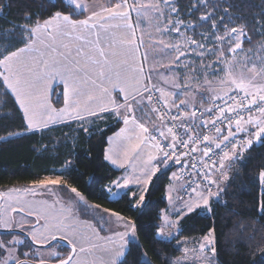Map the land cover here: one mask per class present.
Returning <instances> with one entry per match:
<instances>
[{
    "label": "trees",
    "instance_id": "1",
    "mask_svg": "<svg viewBox=\"0 0 264 264\" xmlns=\"http://www.w3.org/2000/svg\"><path fill=\"white\" fill-rule=\"evenodd\" d=\"M180 13L187 15L195 0H175ZM199 15L213 12L243 28L245 51L255 50L264 41V0H205ZM57 10L73 19H83L82 13L72 12L65 0H0V52L12 51L26 44L25 26L42 23ZM186 17V16H185ZM196 20V18L194 19ZM15 33V35H11ZM251 38L250 40L248 38ZM57 87L53 94L54 106H63ZM65 123L37 131H27L23 113L0 76V194L19 189L47 177H60L68 187H75L90 205L76 207L77 218L99 229L98 208L129 218L134 222L138 242H130L125 257L117 264H142L143 253L153 264H173L181 252L176 242L182 238L205 236L214 231L216 253L220 264H261L264 258V193L261 192L259 171L264 168V144H253L239 156L238 164L227 170L230 176L219 200L211 205L213 212H195L181 221L179 237L168 241L158 237L163 212L168 207L166 192L173 169L158 174L146 195L141 210L132 191L112 200L107 187L121 172L106 161L109 138L122 122H99V117ZM84 129H87L85 131ZM264 141V139L262 140ZM99 214V211L97 212ZM104 233V232H103ZM13 234H0V243L8 244ZM18 247V256L35 249L27 239ZM64 254L69 249L61 246ZM6 251L0 248V261Z\"/></svg>",
    "mask_w": 264,
    "mask_h": 264
},
{
    "label": "snow or ice",
    "instance_id": "2",
    "mask_svg": "<svg viewBox=\"0 0 264 264\" xmlns=\"http://www.w3.org/2000/svg\"><path fill=\"white\" fill-rule=\"evenodd\" d=\"M167 3L168 0H165ZM68 5L71 7L72 12L75 13L76 10H79L82 14L88 7V5L83 2V0H68ZM145 5L140 4H128V0H121V2L115 3L114 7H108L104 9L108 13V16L102 17L99 13H94L88 19H73L71 15H67L62 10H57L52 15L43 21V24L39 22L34 27L23 28V32L27 33V41H25L23 35L20 37V42L25 43L26 46L23 48H17V50L12 51L10 48L6 49L4 52H0V68H3L4 71L0 72V76L4 77L5 82L8 84V87L16 93L17 99L20 102V108L23 109V115L27 125V131H37L42 128L48 127L49 123H54V117H59L60 119H65L71 117L76 120H83L84 113L88 115H97V112H107L113 111L119 115V108L121 105L116 104L115 100L111 98L109 89L104 86V80H110L109 73L112 71V66L114 61L110 59L111 56H117L118 53L112 51L109 53L105 48L100 47V36L99 30L108 32L109 28H119L122 30L124 35L120 40V44L127 46L126 52L129 56L133 55L137 51L136 41H135V29L132 24L129 23L130 12L133 8L144 7ZM175 10V9H174ZM101 19H105L106 23H100ZM203 19L207 20L208 17L205 16ZM120 21V23H112V21ZM178 31V29H177ZM83 33H95L96 40L88 41L86 37L82 35ZM233 34H235L233 36ZM11 35H15L12 33ZM110 35H114L110 34ZM243 28L237 29L232 27L228 33V36L221 37L217 36V40H228L229 44H232V40H235V44L229 50L235 54L238 49L242 48L243 41L241 37L244 36ZM46 37L48 43L46 46L51 50V53H57V41L63 37H74L76 40H85L86 43H95L97 45L95 49V55L86 56V62L81 65L80 61L70 58V53H58L59 59H44V53H40V56L31 55L33 52L37 51L35 45L39 41L41 44H45V40L41 37ZM35 37V39H33ZM232 37V39H228ZM251 39L250 37L248 38ZM195 43V41H192ZM109 49L113 47L111 40L108 41ZM65 49H68L69 45H62ZM77 55H85L83 49H77ZM183 54V53H181ZM99 57L98 59L96 57ZM51 60V62H50ZM123 65L127 67L122 70L127 72L131 71L133 73L141 74L143 69L141 66L128 65L127 60L122 61ZM247 67L248 72L252 73L249 77H241L239 80L232 76L231 68L227 67L225 69V75L230 77V79H225L221 81L222 84L229 86V92H226L225 95L233 101L232 105H229L225 108H220V114L216 119L212 120V124L216 125V120L223 122L226 118V113L230 114L232 112L236 113L237 118L234 120L228 118V136L233 135L232 125L234 123L236 131H244V124H253L258 129L255 133V139L257 142L264 144V141L261 140L262 135H264V121L260 119H252L249 116L245 119V116L242 115V111L247 110L251 112L253 109L258 110L261 116H264V84L254 83L255 78L261 74H264V67H261L260 70H257V66L253 64L251 67ZM117 68L120 65H116ZM92 73V74H90ZM117 77L120 76V72L115 73ZM59 78L63 85L64 91L61 93V98L64 100L65 107L57 111L51 106L48 102V82L52 79ZM255 88V91H250V89ZM121 92L126 93V88L124 86L120 87ZM235 92L237 94H242L239 99L236 96H232L231 93ZM107 95V101H103V97ZM163 95V93H162ZM128 94L124 96V100H128ZM135 99V96L132 97ZM217 99H223V97L217 96ZM149 97V101H150ZM98 102L93 106L92 102ZM183 103V101H181ZM227 103V101H226ZM219 107V106H217ZM132 109L129 107L128 111ZM153 111H158V109H153ZM211 112L212 109H207ZM195 116V112L192 113ZM160 119H163V116H160ZM173 120L178 119V117L173 116ZM123 123L127 126L130 123L134 125L133 131L139 129V133L136 134L135 143L132 142L131 137L128 135V128L122 129L120 133L117 134V137L114 138L115 147L110 150V154L106 156V159L110 160L113 164H117L121 156L125 159L128 158L129 154L132 152L139 153L141 150V144L147 137L143 136L144 133L148 132V129L143 124H137L135 118L132 117L131 120L128 117H123ZM207 121H205V124ZM87 131V129H84ZM217 133L221 132L219 127L215 128ZM168 134L173 137V140L176 139V134L172 132L171 128H168ZM161 136H164L165 133L161 132ZM228 136L223 137L228 139ZM208 136L202 138V142L209 141ZM193 140L187 142L181 141L184 147H188L189 143H193ZM253 141L249 139L247 141V147H251ZM157 150L162 151L159 144L153 145ZM175 144H173V148ZM217 148L220 145L217 143ZM236 145L233 144V149ZM195 151V149H191ZM210 152V149L205 148L204 155L207 156ZM165 157H168L170 153L163 152ZM149 160L153 159L149 155ZM232 156L229 152L225 151L223 153V160L220 162L219 167H224V160H231ZM239 159V157H237ZM176 162H179L177 157ZM120 167H123V163L119 164ZM213 167H216L215 162H213ZM223 175V174H222ZM207 178V177H205ZM151 179V176L144 177L141 182L147 184ZM227 179V176H225ZM259 180L264 183V168H261L259 171ZM63 181L59 179H46L40 182V187H48L49 185H59ZM117 187H126L129 181L124 180L123 184L119 181L115 182ZM212 184H217L215 180L211 181ZM219 188V185L217 184ZM70 191L79 197L80 200H83L84 197L77 188L70 187ZM112 195L116 193L111 192V189L108 190ZM196 191V189H193ZM222 191V189H221ZM199 199L194 204H189L187 211L192 212L198 208L203 209L206 213L211 216L213 208L210 202V199L213 195L217 197V200L220 199L219 193H213L211 189L208 190L207 194L198 193ZM139 200H144V195L139 196ZM52 207V206H50ZM94 207H99L95 205ZM105 212H108V209H104ZM261 212H264V207L260 209ZM60 214L63 217L59 220L56 227L60 229L64 235L62 239L66 240L68 245L71 246L72 255L68 256L67 259L60 260L59 264H80L79 261H74L73 257L76 254L78 240L80 243V252L88 253L96 248H105V245L94 243L93 240L104 241L105 239L109 243H116L112 237H101L96 228L84 222H73L70 219L71 212L70 210L60 209ZM111 215L116 216L119 220L123 221L125 218L119 216L118 213H111ZM39 219V217H38ZM82 223L83 226L89 229L88 233L81 232L77 227V224ZM5 227H8L5 224ZM125 228L131 227L133 234L135 233V225H130L125 223ZM128 235L127 232L119 233L120 246L118 249L114 250V259H112L109 264H117V259L125 255V249L127 244L124 242L125 237ZM158 235L162 238L164 237L163 229H160ZM55 235L51 236V239H55ZM166 239V238H165ZM87 244V246H85ZM215 244V238L211 235L204 237L203 242L201 243V248L207 247L213 255H215L216 249L213 246ZM4 245L0 243V248H3ZM26 255V253H25ZM53 255H57L53 253ZM142 264H152L151 260L147 259V253H143ZM14 259V258H13ZM15 264H19V261H16ZM140 264V262H138ZM261 264H264V258H262Z\"/></svg>",
    "mask_w": 264,
    "mask_h": 264
},
{
    "label": "rangeland",
    "instance_id": "3",
    "mask_svg": "<svg viewBox=\"0 0 264 264\" xmlns=\"http://www.w3.org/2000/svg\"><path fill=\"white\" fill-rule=\"evenodd\" d=\"M129 1L131 4L145 5L144 7L136 8L141 18L145 17L148 19L147 23L149 27L143 26V44L145 46L146 62L148 66H150L153 76H151L150 80L158 90H160V84L158 82L162 83L164 73L167 72V69L169 71L174 70L175 73H184L185 75L191 74L193 76L196 75V70L203 69L209 76L214 74L218 77L219 80L215 83L218 87L215 92H222L223 90L229 92V86L221 83V81L225 79H230V77L225 75V69L227 67L231 68L232 76L238 80L242 76L249 77L252 75V73L248 72L245 64H247L248 67L255 64L258 71L261 67H264V41L252 51H245L242 43V48L238 49L237 52L233 54L229 49L234 46L235 40H232V44H229L227 39L217 40L216 38L217 36H228L230 29L235 27L232 22L224 17L217 16L216 18L213 12L199 15L197 19L196 12L200 11L201 5L206 4L205 0H195L190 11L186 13V17L180 13L175 0H168L167 3L165 0ZM205 16L208 17L207 20L203 19ZM195 18L196 20H194ZM237 29L240 28L237 27ZM234 35L235 34H233V36ZM228 39H232V37H228ZM241 40L244 42L245 35L241 37ZM192 41H195V43H192ZM254 83L264 84V74L257 76ZM204 84L211 85V83L205 81ZM189 85L194 87L196 82L193 80V82L189 83L187 86ZM250 91H255V88L250 89ZM160 93L162 96V92ZM143 94L145 95L144 92ZM211 102L204 103L201 107L204 105L207 107V104ZM252 119L264 121V116H253ZM92 121L91 119H87L85 123L90 124ZM243 127L245 130L238 133L234 127L232 129L233 135L231 136H243L247 141L251 139L253 141L252 145L259 144L260 142H257L254 136V133L258 130L255 125L244 124ZM233 130H235V132H233ZM231 136H228V138ZM263 139L264 135L261 137V140ZM247 141L245 145L230 153L232 159L224 160V167L220 168L218 172H215L218 176L216 178L214 176V180L219 185V188L217 184H214L215 188L213 193L218 192L219 197L222 195L226 182L230 177L227 170L230 165L238 164L240 158L237 159V157L241 156L240 154L249 148L247 147ZM234 154L236 155L233 156ZM155 161L156 166L154 169H156V171L149 167L148 174H142L141 176L133 174L132 168L124 167L123 175L117 181L123 184L124 180L127 179L129 183L126 187H117L116 183H114L113 187L115 189L113 193H116V195L111 194V199L116 200L129 188L137 187L138 189L136 188L132 197L137 201L136 208L141 210L145 204L146 195L154 178L158 174L172 168L169 164L164 163L161 156L156 157ZM149 175L151 179L147 184L141 182L144 177ZM225 176H227V179H225ZM46 179H59L63 181V183L59 185H49L48 187H40L41 181H39L24 186L23 188L12 189L0 194L3 197L0 229L22 231L29 235L37 244L46 245L53 240L51 239L52 235H55L56 238H62L64 235V233L56 227L59 220L63 218L60 214V209L70 210V219L73 222H82L76 216V207L80 205H90L88 200L84 196L83 200L76 197V195L70 191V187H68L64 179L60 177H47L42 181ZM261 192L264 193V183L262 182ZM198 193L207 194V192L199 190L189 199H184L182 197V182L179 174L175 169L172 170L170 183L166 192L168 207L163 212L160 225V229H163L166 239L158 235L159 238L168 241L177 239L181 231V221L185 216L198 211L205 212L201 208L192 212L187 211L188 205L194 204L199 199ZM141 194L144 195L143 201L139 200ZM214 200H217L215 195L211 197L210 202L212 203ZM95 210L96 215L99 216V229L102 232L114 236H118L119 233L127 232L128 235L125 237V243H137L139 241L136 228L133 234L131 227H124L125 223L134 225L131 219L124 217L125 219L121 221L116 216L111 215L113 212H105L104 209L98 207H95ZM98 211L99 214L97 213ZM5 224H7L8 227H5ZM77 227L81 232H89V229L85 228L82 223L77 224ZM209 235L215 238L214 231H210L205 236H194L177 240L176 247L180 250L181 254L173 260V264H220L216 252L215 255H213L207 247L201 248L204 237ZM25 239L26 238L20 235H14L8 244H4L6 256L0 261V264H15L16 261L20 262L22 259L18 256V247L24 244ZM77 242L78 240L76 243ZM61 246L62 245L55 244L49 249L35 248L33 252L26 254L24 260L38 264L58 263L60 260H64ZM213 246L216 249V242ZM76 251H78V246ZM53 253L57 255L54 256ZM147 259L149 258L147 257Z\"/></svg>",
    "mask_w": 264,
    "mask_h": 264
},
{
    "label": "crops",
    "instance_id": "4",
    "mask_svg": "<svg viewBox=\"0 0 264 264\" xmlns=\"http://www.w3.org/2000/svg\"><path fill=\"white\" fill-rule=\"evenodd\" d=\"M65 1L68 4V0ZM83 2H85L88 5L87 9L83 11V14L85 15L83 19H88L94 13H99L100 16L106 18L108 16V13L104 11V9L108 7H114L115 3L121 2V0H83ZM128 4L132 5L129 0H128ZM76 11L80 13L79 10ZM99 22L106 23L107 21L105 19H101ZM147 22H148L147 18L145 17L141 18L139 16V12L137 8H133L131 10L129 23H131L133 28L135 29V41L137 46V51L131 56H129L126 52L127 46L120 44V40L124 35L121 29L109 28L107 33L104 32L102 29L99 30V36H100L99 46L105 48L107 51H109V53H111L112 51L118 53L117 56L110 55V59L114 61V64L112 66V71L109 73L110 80H104V86L109 89L111 98L115 100L116 104L121 105V107L119 108V115H117L113 111L97 112V115H88L87 113H84L83 120L99 117L98 119L99 122H104V121L122 122L121 128L108 140V146L106 148L105 158L107 155L110 154V150L115 147L114 138L117 137V134L120 133L122 129H125L127 127L128 135L131 137L132 142L135 143L136 141V134L139 133V129L137 128L135 129V131H133L134 125L131 123L126 126L123 123V117H128L130 120L132 117H134L135 122L137 124H143L148 129V132L143 134V136L147 137V139H145L141 144V150L139 153L132 152L129 154L127 159L121 156L117 164H113L110 160L106 159L109 165H111L115 170L121 172V175L107 187V190L111 189V192H113L115 189L113 187V184L123 175L124 167L132 168V173L137 176H141L142 174L146 175L148 174L149 167L154 169V167L156 166L155 159L156 157L160 156L157 149L153 147L155 143L152 139L153 133L160 128V123L158 122V119L156 118L154 112L152 111L151 105L148 103V101L145 98V95L143 94L148 84V78H151L152 76L150 66H148L146 62L145 46L143 44L144 43L143 26L148 28L149 26ZM112 23H120V21L114 20L112 21ZM40 24H43V22ZM113 33L114 35H110ZM82 35H84L86 37V40L88 41L96 40L95 33L92 34L83 33ZM33 39H35V37H33ZM41 39L45 40V44H41L38 41L37 44L35 45L37 51L33 52L31 55L39 57L40 53H44V59H50V58L59 59L60 57L58 56V53H70L71 54L70 58H74L75 60L80 61L81 65H83L86 62V56L95 55V49L97 47L95 43L89 44L86 43V41L83 39L76 40L74 39V37H63L57 41L56 44L57 53H51V50L46 46L48 43H51V41H48L47 38L43 36L41 37ZM109 40H111L113 43V47L111 49H109V44H108ZM63 44L69 45L68 49H65L62 46ZM78 48L83 49L85 55H77L76 53ZM96 58L98 59L99 57L97 56ZM124 60H127L128 65L141 66L143 69L142 75L133 73L130 70L127 72L123 71L122 69L127 67V65L122 64V61ZM116 65H120V67L117 68ZM3 71L4 69L0 68V72ZM117 71L120 72L119 77L115 75ZM1 77L5 86L7 87V89L15 99L16 103L20 107V102L17 99L16 93H14L12 89L8 87V84L5 82L4 77L3 76ZM193 80L194 82H196V85L194 87L191 85L187 86L189 83H192ZM218 80L219 79L216 75L212 74L209 76L203 69L196 70V75L194 76L191 74L185 75L184 73H178V72L175 73L174 70L169 71L167 69V72L164 73V79L162 83L161 82L158 83L160 84L159 91L163 93L162 95L163 99H165V101L171 107L181 105L186 108L192 109L195 107H201V105H203L204 103L211 102L217 96H221L227 92L224 90L222 92H218V91L215 92L216 88L218 87L217 84L215 83H217ZM204 81L211 83V85H205ZM121 86H124L126 88V93L128 94L129 97L127 101L124 100V96L126 93L120 91ZM57 87L61 88L64 91V85L59 78L52 79L48 82V102L51 104L53 108L59 111L60 109L64 108L66 105L63 100V106L61 108L57 109L54 106L53 94ZM133 96H135V99L132 98ZM102 99L104 102H106L107 95H105ZM181 101H183V103H181ZM92 103L94 106L98 102L94 101ZM209 105L210 104H207V106ZM129 107L132 109L131 111H128ZM203 107H206V105H204ZM21 111L23 113V109H21ZM54 119L55 122L49 123L48 127H53L75 121H81V120L72 119L71 117H67L65 119L54 117ZM233 132H235V130H233ZM225 136H228V133H226L223 137ZM149 155H151L154 158L149 160L148 158ZM235 155L236 154H234L233 156ZM120 163H123V167L119 166ZM154 170L156 171V169ZM214 176L216 178L218 174H214ZM136 188L137 187H131L123 194L132 191V195H133L136 191ZM109 194L111 196L110 192ZM96 230L99 232V235L101 237H105V238L112 237L113 240L116 241V243H109L107 242L106 239L104 241L94 240V243L105 245L107 250H105V248L102 247V248L93 249L91 252L88 253H82L79 250L80 243L78 241L77 242L78 251L76 252L74 261H79L80 264H109V262L115 258L114 250L118 249L120 246L119 237L110 235L106 232L101 233L98 229ZM126 244H127V248L125 249V255L129 243ZM85 246H87V244H85ZM125 255L123 257L118 258L117 263L120 262L125 257Z\"/></svg>",
    "mask_w": 264,
    "mask_h": 264
},
{
    "label": "built area",
    "instance_id": "5",
    "mask_svg": "<svg viewBox=\"0 0 264 264\" xmlns=\"http://www.w3.org/2000/svg\"><path fill=\"white\" fill-rule=\"evenodd\" d=\"M144 93L152 109H158L154 112L160 123V128L153 133L152 139L155 145L159 144L163 152L170 153L168 157H165L162 151L157 150L164 163L175 168L179 174L182 182V197L189 199L199 190L208 192L211 189L213 192L215 186L211 181L214 180L215 172L220 170L219 164L223 160V153L227 151L230 154L245 145L247 141L243 136H231L227 140L223 138L228 133V118L233 120L237 118L235 112L226 113L225 115L228 118L223 122L216 120V125L212 124V120L220 114V108L232 105L233 101L228 96L223 95L221 96L223 99L215 98L207 107L193 109H187L181 105L171 107L162 98L160 91L153 85L150 78H148ZM231 95L236 96L237 99L242 96V94L235 92H232ZM149 97L151 98L150 101ZM207 109H212V111L209 112ZM193 112H195V116L192 115ZM241 114L245 116V119L249 116L261 115L255 109L251 112L242 111ZM160 116H163L162 120ZM173 116L178 117V119L173 120ZM205 121H207L206 124ZM216 127L221 129L220 133L215 131ZM234 127L233 123L232 129ZM168 128H171L172 132L176 134L175 141L168 134ZM161 132H164L165 135L161 136ZM204 136H208L210 140L202 142ZM189 140L194 142L189 143L188 147H184L181 141L187 142ZM217 143L220 145L219 148L216 147ZM173 144H175L174 148ZM233 144L236 145L235 149H233ZM205 148L210 149L207 156L204 155ZM191 149H195V151ZM177 157L179 158L178 163L176 162ZM213 162H215L216 167H213ZM193 189H196V191H193Z\"/></svg>",
    "mask_w": 264,
    "mask_h": 264
},
{
    "label": "water",
    "instance_id": "6",
    "mask_svg": "<svg viewBox=\"0 0 264 264\" xmlns=\"http://www.w3.org/2000/svg\"><path fill=\"white\" fill-rule=\"evenodd\" d=\"M2 200H3V197L0 195V216H1V209H2ZM0 234H13V235H20L22 237H25L29 241V243L36 249H49L50 247L54 246L55 244H59V245H62L64 247L70 249V251H71V246L68 245L67 241L62 239V238H58V237L53 239L50 243H48L46 245H41V244H37L36 242H34L33 239L29 235H27L26 233H24L22 231L0 229ZM70 255H72V252L70 253ZM74 257H73V259H74ZM19 264H38V263H34V262H31L28 260H21L19 262ZM45 264H47V263H45ZM55 264H59V262L55 263Z\"/></svg>",
    "mask_w": 264,
    "mask_h": 264
},
{
    "label": "flooded vegetation",
    "instance_id": "7",
    "mask_svg": "<svg viewBox=\"0 0 264 264\" xmlns=\"http://www.w3.org/2000/svg\"><path fill=\"white\" fill-rule=\"evenodd\" d=\"M23 238H25V237H23ZM25 243H26V240L24 241V244H23V246L25 245ZM77 252V251H76ZM70 253H71V251H70V249H69V253L68 254H64V259H67V257L70 255ZM76 256V255H75ZM75 258V257H74ZM22 260H24V259H22ZM74 260V259H73Z\"/></svg>",
    "mask_w": 264,
    "mask_h": 264
}]
</instances>
